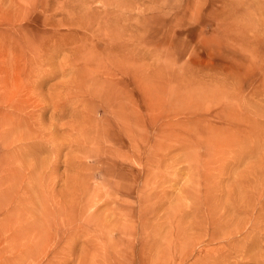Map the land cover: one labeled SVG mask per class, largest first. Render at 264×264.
Here are the masks:
<instances>
[{
    "label": "rangeland",
    "instance_id": "rangeland-1",
    "mask_svg": "<svg viewBox=\"0 0 264 264\" xmlns=\"http://www.w3.org/2000/svg\"><path fill=\"white\" fill-rule=\"evenodd\" d=\"M0 264H264V0H0Z\"/></svg>",
    "mask_w": 264,
    "mask_h": 264
}]
</instances>
